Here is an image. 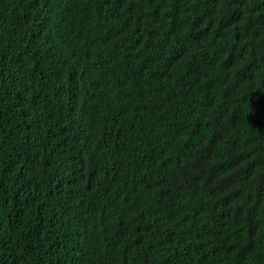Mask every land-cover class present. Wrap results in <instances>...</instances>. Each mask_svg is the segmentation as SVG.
Masks as SVG:
<instances>
[{"label": "trees", "instance_id": "obj_1", "mask_svg": "<svg viewBox=\"0 0 264 264\" xmlns=\"http://www.w3.org/2000/svg\"><path fill=\"white\" fill-rule=\"evenodd\" d=\"M0 264H264V0H0Z\"/></svg>", "mask_w": 264, "mask_h": 264}]
</instances>
